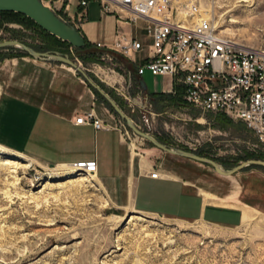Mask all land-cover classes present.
I'll return each mask as SVG.
<instances>
[{"label":"rangeland","instance_id":"obj_1","mask_svg":"<svg viewBox=\"0 0 264 264\" xmlns=\"http://www.w3.org/2000/svg\"><path fill=\"white\" fill-rule=\"evenodd\" d=\"M237 1L199 0L203 10L213 3V23L221 35L244 48L264 47V0ZM72 7L73 1L70 13ZM5 40L74 59L140 131L166 148L204 157L224 170L248 160L264 161V148L241 122L194 109L173 88L150 93L162 83L149 73L142 77L148 93H141L129 60L112 50L86 42L73 49L15 15H0V42ZM21 57L30 58L12 47L0 50V61ZM93 94L117 123L127 151L154 148L127 130ZM131 99L146 108L133 105ZM0 149L13 156H0V264H264L262 221L245 220L225 228L136 213L110 186L94 179L84 183L77 175L64 178L63 172L70 169L54 170L57 165L33 163ZM154 149L163 156L165 168L186 177L193 188L223 192L235 185L247 206L264 211L262 168L248 165L222 176L204 163Z\"/></svg>","mask_w":264,"mask_h":264},{"label":"crops","instance_id":"obj_2","mask_svg":"<svg viewBox=\"0 0 264 264\" xmlns=\"http://www.w3.org/2000/svg\"><path fill=\"white\" fill-rule=\"evenodd\" d=\"M84 11V20L72 23L84 43L111 45L118 31L143 42V50L129 56L134 68L149 44L140 31L143 22L128 24L101 14L96 4ZM145 74L135 75L137 84ZM158 78L161 89L150 93L170 91V79ZM90 109L103 129L73 123ZM0 147L37 164L94 160L96 180L118 191L136 213L225 228L240 226L245 220L264 223V211L247 206L237 186L230 185L223 192L193 188L186 177L165 168L163 156L154 148L142 153L127 151L112 115L78 75L58 62L24 57L0 61ZM153 170L157 177L150 179Z\"/></svg>","mask_w":264,"mask_h":264},{"label":"built area","instance_id":"obj_3","mask_svg":"<svg viewBox=\"0 0 264 264\" xmlns=\"http://www.w3.org/2000/svg\"><path fill=\"white\" fill-rule=\"evenodd\" d=\"M40 1L71 25L74 20H84L89 3H95L99 13L114 15L128 24L141 20L140 31L149 44L143 58L134 66L135 75L168 77L171 88H182L181 99L185 104L203 113L221 114L241 122L264 148V47L244 48L221 35L199 0ZM72 1L74 13L68 11ZM111 42L109 47L95 45L128 60L144 47L140 39L121 31L116 32ZM73 123L90 125L93 130L103 129L92 109ZM70 171L89 176L96 173V164L94 160L72 162ZM148 176L156 178V170Z\"/></svg>","mask_w":264,"mask_h":264},{"label":"water","instance_id":"obj_4","mask_svg":"<svg viewBox=\"0 0 264 264\" xmlns=\"http://www.w3.org/2000/svg\"><path fill=\"white\" fill-rule=\"evenodd\" d=\"M4 12H12L23 15L45 33L52 37L54 36L59 41L66 43L73 49H81L85 45L78 30L71 24H67L59 19L56 14L54 12H51L46 6H44L40 0H0V13ZM7 47L15 48L20 52L22 51L32 59H41L52 63L58 62L71 69L82 79L84 84L87 85L90 90L96 92L99 97L103 99L107 106L111 108L112 112L125 123L127 130H129L135 137L137 136L141 138L151 147L153 146L161 152H165L167 154L169 153L181 158H187L197 163H204L211 167L216 174L218 173L222 176H231L233 175V173L248 167V165L258 166L264 170V161L248 160L236 165L232 168V170H224L218 164H215L213 161L204 157H198L195 154L187 151L182 152L176 149L166 148L162 144L158 143L152 136L150 137L148 134L140 131L133 124V122L130 121L128 117L122 113L120 108H118V106L114 104V102L107 96V94L103 90L99 89V87L91 80L87 72L80 68V66L74 59L68 57L67 55L56 52H35L25 44L18 43L14 40H5L3 42H0V50ZM138 88L140 89L141 93H145L146 89H144L142 81H139ZM131 103L138 107L146 108L145 104H141L135 99H131Z\"/></svg>","mask_w":264,"mask_h":264},{"label":"bare ground","instance_id":"obj_5","mask_svg":"<svg viewBox=\"0 0 264 264\" xmlns=\"http://www.w3.org/2000/svg\"><path fill=\"white\" fill-rule=\"evenodd\" d=\"M246 1H248V0H238L237 3H243V2H246ZM199 4H200V2H199ZM202 4L204 5L205 3H202ZM211 4L213 5V3H211ZM211 4L209 3V4H207L208 6H206V7L204 6L205 9L208 7V9H206V10L204 9V11L209 13L212 16L213 8L211 7ZM200 7H201V4H200ZM213 13H215V12H213ZM0 156H4L7 159H11L13 157L12 155L5 153V151H3L2 149H0ZM57 169H70V166L69 165H65V164H60V165H57L54 168V170H57ZM75 175L79 176V180L84 182V183H89L90 184V182L93 179L96 180L95 174H89V176H88L89 178H85L86 176L82 177L80 174H76L74 171L72 172L70 170H66V171L63 172V177L64 178H70V177L73 178V176H75Z\"/></svg>","mask_w":264,"mask_h":264},{"label":"trees","instance_id":"obj_6","mask_svg":"<svg viewBox=\"0 0 264 264\" xmlns=\"http://www.w3.org/2000/svg\"><path fill=\"white\" fill-rule=\"evenodd\" d=\"M0 15L1 16H4V15H15V16H22V17H24L23 15H19V14H16V13H12V12H4V13H0ZM27 19V18H26ZM28 21H30V20H28ZM31 22V21H30ZM31 24L32 25H34L32 22H31ZM34 27H37V26H35L34 25ZM62 43H64V42H62ZM69 47V46H68ZM173 88V92L174 93H177V94H179L180 96L182 95V88H180V87H172ZM94 92V91H93ZM96 95H98L96 92H94ZM99 96V95H98ZM168 96V95H167ZM101 100H103V99H101ZM182 100V99H181ZM183 102V101H182ZM103 103H104V105L107 107V109L109 110V111H112L111 110V108L109 107V106H107V104L103 101ZM184 103V102H183ZM185 104V103H184ZM221 115V114H220Z\"/></svg>","mask_w":264,"mask_h":264}]
</instances>
